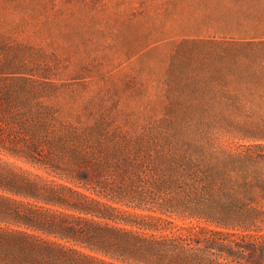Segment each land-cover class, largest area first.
Segmentation results:
<instances>
[{
	"label": "rangeland",
	"instance_id": "374dc122",
	"mask_svg": "<svg viewBox=\"0 0 264 264\" xmlns=\"http://www.w3.org/2000/svg\"><path fill=\"white\" fill-rule=\"evenodd\" d=\"M0 128V167L18 172L51 176L27 158L46 156L68 173L78 144L261 178L264 0H0Z\"/></svg>",
	"mask_w": 264,
	"mask_h": 264
},
{
	"label": "trees",
	"instance_id": "16d2710c",
	"mask_svg": "<svg viewBox=\"0 0 264 264\" xmlns=\"http://www.w3.org/2000/svg\"><path fill=\"white\" fill-rule=\"evenodd\" d=\"M73 146L81 166L65 174L46 156L27 158L51 176L0 167V264H264L252 204L264 176L225 182L189 155Z\"/></svg>",
	"mask_w": 264,
	"mask_h": 264
}]
</instances>
